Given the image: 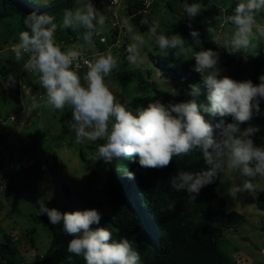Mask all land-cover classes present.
<instances>
[{
	"label": "clouds",
	"instance_id": "obj_1",
	"mask_svg": "<svg viewBox=\"0 0 264 264\" xmlns=\"http://www.w3.org/2000/svg\"><path fill=\"white\" fill-rule=\"evenodd\" d=\"M184 12L189 18H195L201 12V4L186 3ZM260 13H264V0H242L238 3L234 13L226 18L225 22L234 25V31L222 47L230 54L246 53L254 46L253 41L264 39V22L257 20ZM216 19L220 21L222 18L218 16ZM54 21L55 17L47 14L27 15L24 24L29 31H21L19 42L13 46L17 62L27 54L23 67L38 74L40 85L45 90L42 102H38L36 95L31 96L33 108H70V126L76 133V142L105 140L94 159L103 160L106 164L135 156L141 168L162 169L169 166L174 157L187 156L199 149L207 167L198 172L179 171L170 178L171 187L176 191H186L190 203L195 202L201 189L212 184L225 169L243 178L241 183L232 187L233 197L245 192L254 197L257 195L253 181L257 177L264 178V146L254 143L252 137L260 129L250 121L254 115L261 114L264 75L259 77V84L251 80L238 82L227 76L220 77L218 52L189 49L195 60L194 70L203 76L207 102H199L201 88L193 84L188 93L191 98L186 102L165 106L157 101L133 112L117 100L105 83V77L118 66L117 57L111 51L99 54L94 61H84L88 66L84 77L86 84L81 83V77L73 67L82 56L83 49L95 47L93 36L105 28L106 17L99 14L91 0H85L74 9H66L61 26L84 29L83 43L67 50H62L55 41L58 25ZM142 23L149 22L144 20ZM124 25L129 33L134 32L127 20H124ZM158 28L159 23L153 21L148 34L155 38L159 49L165 55L170 51L175 56L182 55L184 40L179 35H158ZM208 31H213V27ZM190 35L198 40L199 32L192 30ZM132 40L134 43L127 48V59L130 65H138L142 62L140 46L144 43L143 35L133 34ZM75 66L79 67L78 64ZM14 82V78L9 76L5 87ZM171 94L178 93L172 89ZM202 113L231 117V123L221 119L216 125L220 129L219 140L214 139L213 126ZM243 124L249 126L242 129ZM127 175L134 178V173ZM39 213L46 214L52 225L62 222L64 232L73 237L68 243V252L82 256L86 264H140V253L129 239L113 241L107 228L91 227L101 220L98 210L62 213L41 204Z\"/></svg>",
	"mask_w": 264,
	"mask_h": 264
},
{
	"label": "rangeland",
	"instance_id": "obj_2",
	"mask_svg": "<svg viewBox=\"0 0 264 264\" xmlns=\"http://www.w3.org/2000/svg\"><path fill=\"white\" fill-rule=\"evenodd\" d=\"M34 1L42 5L59 2V0ZM138 1L120 0L118 5L111 7L108 0H91L99 14L106 17V26L94 34L95 47L82 50L92 61L99 54L109 51L117 57L118 66L105 77V83L117 100L130 111H132L130 100L134 96L148 93V87L137 83L134 73L137 69L149 67L151 57L165 54L159 49L155 38L148 34L153 21L159 23L158 35H179L184 40L182 56L187 60L193 58V53L189 51L193 48L187 44L188 38L182 31L186 30L189 35L192 30L199 32L198 40H194L190 35L196 45V49H193L195 51L212 49L200 44L201 36L209 34L212 50L219 54L217 67L220 70V77L226 76L228 70L235 68L237 64L247 63L250 58L257 55L258 49L264 48V39L253 41L254 46L247 49L246 53L230 54L222 47L224 41L234 31L225 22L224 17L229 8L228 0H204L201 12L195 18H189L185 14L184 4L178 0H150L147 6L143 5L145 12H141L142 21L149 22L148 29L144 32L139 30L127 13L128 5ZM140 1L144 3V0ZM84 2L85 0H75L72 9ZM218 16L222 18L220 21L216 19ZM124 20L133 28V33L127 31ZM257 20L264 22V13H260ZM62 22L63 20L57 24L54 36L57 44L63 43L66 48L77 44V41L82 44L84 29L63 28ZM114 22L116 27L111 25ZM209 27H213V31H208ZM68 29L74 38L65 34ZM19 33L16 18L0 17V70H5L4 74L0 71V119L3 121L22 110L16 94L20 72L30 79L27 81L35 95L39 94L41 97L45 95L38 74L26 71L23 67L27 57L24 55L19 62L15 59L11 48L19 42ZM63 34L65 35L61 38ZM133 34H141L144 39L143 45L140 46L142 62L138 65H130L127 59L129 55L127 48L134 43ZM258 44L261 46H257ZM86 73L87 71H83L79 74L82 84H86L84 80ZM9 76H12L15 82L5 87ZM160 85L166 86L161 81ZM38 102H42L41 99ZM22 103L24 108L31 107L27 114L28 121L26 124L21 120L6 121L2 133L4 141L0 142V178L4 181L0 189V242H3V237L6 236L14 248V256L0 255V264H8L9 259L13 260V264H40L37 256L43 255L47 250L49 235L36 215L34 204L37 201L47 199L53 208L62 213L63 205L70 211L69 204H74L76 211L86 210L88 205H93L96 210L102 212V208L95 204V201L100 200L97 193L104 181L102 167L105 162L95 160L94 156L105 140H85L83 143H77L76 133L70 126L72 113L68 107L63 110L33 108L26 97ZM260 106L264 109V103ZM125 158L118 162L124 161ZM242 179L238 173L225 169L215 188L218 197L225 201L224 211L236 212L245 219L237 229L222 232L219 249L234 262L264 264V211L256 209L255 206L257 195L264 191V178L257 177L253 181L258 192L255 197L247 192L233 197L231 189L241 183ZM6 191L8 195L5 194Z\"/></svg>",
	"mask_w": 264,
	"mask_h": 264
},
{
	"label": "trees",
	"instance_id": "obj_3",
	"mask_svg": "<svg viewBox=\"0 0 264 264\" xmlns=\"http://www.w3.org/2000/svg\"><path fill=\"white\" fill-rule=\"evenodd\" d=\"M178 1L182 4L204 3V0ZM228 2L225 20L234 13L235 6L240 3L236 0ZM74 3L75 0H59L55 4L42 5L34 0H0V17L16 18L20 32L29 31L24 24L27 15H51L58 24L63 20L65 10L72 9ZM143 5L140 0L130 4L127 13L139 30L144 32L148 29V24L142 23ZM166 5L169 7L168 3ZM228 25L234 29V25ZM182 33L188 38L187 44L196 49L188 32L183 30ZM65 34L75 37L69 29ZM78 43L80 41H77ZM200 44L213 49L209 34L201 36ZM148 64L149 67L137 69L134 73L137 83L148 87V93L134 96L130 100L129 105L133 112L157 101L165 106L186 102L191 98L188 93L190 85L193 84L201 88L199 102H207L203 76L194 70V58L187 60L182 55H173L170 51L167 55L151 57ZM0 71L5 73L4 69ZM80 73L82 72L78 74ZM261 75H264V48L258 49L257 55L247 63L237 64L235 68L228 70L226 76L238 82L251 80L254 84H259ZM160 81L166 86H161ZM172 89L178 94L172 95ZM262 103L264 100L260 101V105ZM260 109L261 114L254 115L250 124L260 129L252 137L254 143L264 146V109L261 106ZM202 115L213 126V137L217 140L220 139V129L216 128V125L220 120L224 119L225 123L232 122L231 117L221 118L208 113ZM248 126L243 124L241 128ZM206 167L199 149L187 156L174 157L170 165L162 169L141 168L138 157L135 156L126 157L120 162L116 160L110 164L104 163V181L97 193L100 200L95 201V204L102 208L101 220L99 224H93L91 227L107 228L112 233L113 241L129 239L133 248L140 253V264H241L226 257L219 249L222 232L237 229L245 222L240 214L224 211L225 201L218 197L215 191L221 174H218L212 184L201 189L195 202H188L186 191H176L171 187L170 178L179 171L198 172ZM128 173H134V178H129ZM5 194L8 195V192ZM41 204L53 208L47 199H41L34 204L36 215L49 235V246L43 255L37 256L38 262L86 264L82 256L68 252V243L73 237L64 232L62 222L52 225L46 214L39 213ZM69 205L70 211L66 210L65 205L61 209L64 212L76 211L74 204ZM255 206L256 209L264 211V191L257 195ZM93 208V205L87 206V209ZM6 254L14 256V248L10 239L4 236L3 242H0V255ZM8 264H13V260L9 259Z\"/></svg>",
	"mask_w": 264,
	"mask_h": 264
},
{
	"label": "built area",
	"instance_id": "obj_4",
	"mask_svg": "<svg viewBox=\"0 0 264 264\" xmlns=\"http://www.w3.org/2000/svg\"><path fill=\"white\" fill-rule=\"evenodd\" d=\"M119 1L120 0H108V4L111 5V6H116V5H118ZM149 1L150 0H144L145 6H147V4H149ZM142 12H145V9H143ZM111 25H112V27H116V23L115 22L111 23ZM59 45L61 46L62 50H67L68 49V48H66L64 46L63 43H60ZM11 49H13V48H11ZM82 53H83L82 56L79 58V60L74 62V66H73L74 70L77 71L78 73L79 72H83V71H88V66H87V64L84 63L85 60H88L90 62L92 61L91 57L88 54H86L85 52H82ZM25 56L28 59L27 54H25ZM76 64H78L79 67H76L75 66ZM27 80H28V78L25 77L24 73L20 72L19 76H18V88H17V93L16 94L18 96V99L20 100V103H21V106H22V110L17 112L14 115H10L6 121L17 122L18 120H21L22 123H25V124L28 121L27 114L31 111V107L30 108H24L22 100H23L24 97H26L30 101V105H31V96L35 95V94H34L33 89L31 88V86L28 84ZM36 97H37V100L41 99V96L39 94H36ZM6 121H3L2 119H0V142L4 141V137H3L2 133H3V130H4L5 126H6ZM3 182H4L3 179L0 178V189L2 187V183Z\"/></svg>",
	"mask_w": 264,
	"mask_h": 264
},
{
	"label": "crops",
	"instance_id": "obj_5",
	"mask_svg": "<svg viewBox=\"0 0 264 264\" xmlns=\"http://www.w3.org/2000/svg\"><path fill=\"white\" fill-rule=\"evenodd\" d=\"M28 80L30 81V79L28 78Z\"/></svg>",
	"mask_w": 264,
	"mask_h": 264
}]
</instances>
